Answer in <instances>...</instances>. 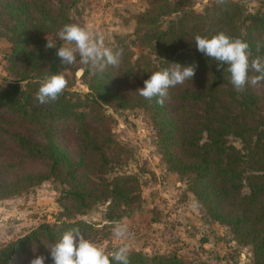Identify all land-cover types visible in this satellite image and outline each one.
<instances>
[{
	"label": "trees",
	"instance_id": "1",
	"mask_svg": "<svg viewBox=\"0 0 264 264\" xmlns=\"http://www.w3.org/2000/svg\"><path fill=\"white\" fill-rule=\"evenodd\" d=\"M70 3L0 0V37L11 44L6 62L14 79L0 82V156L2 161L9 160L4 152L11 150L17 158L42 162L47 168L12 179L0 177V199L21 195L49 180L65 187L61 198L64 209L57 223L40 225L0 246V264H30L36 255H43L45 264H53L47 246L55 244L65 231L78 227L88 239L99 233L96 224L77 220L75 214L108 204L106 218L114 223L140 202L135 177L109 180L106 176L113 172L107 154L111 136L101 142V132L110 131L102 112L106 106L150 112L169 169L186 179L206 215L229 227L239 243L252 247L254 264H264V96L250 84L237 92L230 73L224 72L227 64L218 71L217 62L198 51L194 40L197 34L210 37L224 31L249 44L250 61L264 58V13L244 17L241 5L222 4L212 17L184 12L167 29L161 26L158 12L142 13L137 23L147 32L138 35L149 55L133 61L132 51L119 48L123 54L118 66L94 68L86 77L88 94L70 91L67 82L55 102L40 104L35 97L45 75L63 72L68 80L69 66L62 65L57 56L62 44L57 42V48L52 49L45 45L47 35L57 36L63 25L73 23L71 13L76 4ZM178 12L182 10L166 13ZM171 63L197 65L193 79L170 88L163 106L156 98L149 101L140 96L136 90L151 73ZM251 75L259 73L250 70ZM261 82L264 86V80ZM61 127H74L82 139L77 161L58 141ZM233 140L240 141L241 147ZM8 163L0 164V175ZM109 257L111 264H118ZM128 258L129 264H206L143 252H133Z\"/></svg>",
	"mask_w": 264,
	"mask_h": 264
},
{
	"label": "rangeland",
	"instance_id": "2",
	"mask_svg": "<svg viewBox=\"0 0 264 264\" xmlns=\"http://www.w3.org/2000/svg\"><path fill=\"white\" fill-rule=\"evenodd\" d=\"M73 23L87 27L93 34H102L105 46L113 49L126 48L135 55H149L150 50L139 41L147 28L138 25L142 13L158 12L163 29L177 20L184 12L193 11L202 16H213L222 4H238L244 8V17L264 13V0H70ZM174 8L178 13H166ZM165 12V13H163ZM169 14V15H167ZM59 43L57 36L49 35ZM11 44L0 37V82L14 79L7 72V55ZM79 60V57H77ZM154 60L158 61L156 57ZM159 62V61H158ZM90 65L69 66L67 82L70 91L81 96L89 93L88 79L92 75ZM255 77L250 76V79ZM254 92L264 96L260 81L249 83ZM109 120V130L101 132L105 142L111 136L112 144L107 150L113 172L107 178L135 177L141 200L125 213L119 221L129 226L130 239L121 241L113 237L114 223L107 220L108 204L95 206L86 214H75L77 220L97 225L99 231L91 240L111 255L126 244L129 254L143 252L147 255H177L188 263L206 264H254L251 246L243 245L231 229L211 219L190 191L186 179L171 171L163 159L150 112L139 107H103ZM60 145L78 160L82 139L74 127H61L58 135ZM237 147L240 141L233 140ZM107 147L109 145H106ZM9 160L0 156V164L8 163L0 177L13 178L27 173L47 170L42 162L17 158L5 151ZM15 164L11 167L9 164ZM99 183L98 178L92 177ZM64 185L54 180L44 182L21 195L0 199V246L6 245L30 233L43 224H56L63 212L61 202Z\"/></svg>",
	"mask_w": 264,
	"mask_h": 264
},
{
	"label": "clouds",
	"instance_id": "3",
	"mask_svg": "<svg viewBox=\"0 0 264 264\" xmlns=\"http://www.w3.org/2000/svg\"><path fill=\"white\" fill-rule=\"evenodd\" d=\"M57 39L63 42L58 48L56 41L47 35L45 47L57 48V56L62 65L66 66L75 67L79 63L100 69L109 65L116 67L123 54L122 49L114 52L105 46L102 34H93L87 27L75 23L63 25L57 33ZM194 40L198 51L217 62L218 71L227 64L224 72L230 73V82L237 92H242L249 83L256 84L264 80V58L257 56L250 61V46L246 41L233 38L224 31L210 37L197 34ZM196 67L197 65L184 67L179 63H171L166 68L152 72L150 78L144 81V86L136 91L149 101L156 98V103L163 106L169 94L168 90L186 80H192ZM250 70L259 75L250 79ZM66 86L67 80L63 72L45 75L35 98L40 104L55 102ZM112 235L118 240L126 241L131 238L132 233L127 224L114 222ZM47 247L53 264H111L109 254L86 238L85 233L78 227L65 231L55 244ZM33 251L35 253V247ZM128 256L129 248L124 244L111 254V259L118 264H129ZM30 264H45V257L36 255Z\"/></svg>",
	"mask_w": 264,
	"mask_h": 264
}]
</instances>
